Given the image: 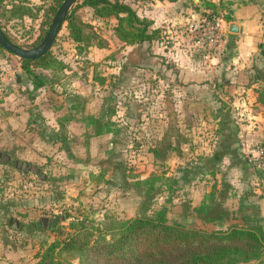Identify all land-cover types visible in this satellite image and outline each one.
Listing matches in <instances>:
<instances>
[{"label":"rangeland","instance_id":"rangeland-1","mask_svg":"<svg viewBox=\"0 0 264 264\" xmlns=\"http://www.w3.org/2000/svg\"><path fill=\"white\" fill-rule=\"evenodd\" d=\"M15 1L1 0L0 6L9 9ZM27 1L38 7L48 4L47 0ZM79 12L85 21L94 24L96 32L108 40L109 46L101 51L91 48L78 56L64 23L50 49L52 56L67 66L68 77L63 78L61 72H57L60 79L56 84L51 81V70L55 69L37 67L35 74L45 84L31 90L34 75L24 73L20 58L0 48V264H36L39 258L36 256L51 242L67 238L73 231L69 228L71 221L84 220L96 228L102 227L106 209L119 219L155 216L165 210L171 222L201 226L206 223L205 226L211 228L208 216L195 210L202 199L207 201L206 192L211 184L215 181L219 185L211 207L229 211L240 206L237 200L243 196L245 188L255 186L258 173H264V167L255 164L261 159L252 151L241 156L249 159L248 175L255 177L249 178L239 193H234L228 180L230 173L210 176L202 173L199 165L185 171L190 157L201 151L209 153L210 138L214 139L211 127L202 129L199 125L197 129L195 126V137L179 139L180 142L174 131L170 130L167 135L165 129L176 128L178 123L176 116L172 117L173 112L176 114L174 87L158 78L160 75L155 71L151 72L146 67L147 60L138 51L130 56L119 52L121 43L112 29L114 19L100 23L92 18L90 9L82 8ZM219 12L224 15L223 11ZM44 20L42 7L35 17H9L7 13L2 16L6 32L14 40L28 45L27 48L40 43L44 36L41 26L45 31L48 28ZM16 73L21 74V84L15 82ZM93 75L107 80L105 89L92 81ZM62 82L67 83L62 86ZM66 85L72 89L71 93L58 94ZM112 95L118 110L114 119H121V131L113 136L88 138L94 130L90 124L84 127L85 118L88 120L86 115H98L104 107L113 104L114 99H108ZM67 110L76 118L71 126L75 134L66 148H59V143L53 140L56 116ZM198 130L203 137L197 136ZM145 140L161 151L168 170L178 177L173 187L147 192L134 187L132 178H126L134 173L146 176L151 170L159 174L163 168L152 164L153 156L147 151ZM108 148L116 150L111 158H108ZM225 157L223 165L236 161L229 155ZM99 166L107 169L108 182L103 187H98L96 180L88 177V173L97 171ZM222 176L224 183L218 181ZM240 213L243 212L237 215ZM227 222L219 220L214 227L224 228ZM44 256L40 260H44ZM52 259L50 264H79L71 253L52 254Z\"/></svg>","mask_w":264,"mask_h":264},{"label":"trees","instance_id":"trees-1","mask_svg":"<svg viewBox=\"0 0 264 264\" xmlns=\"http://www.w3.org/2000/svg\"><path fill=\"white\" fill-rule=\"evenodd\" d=\"M47 1V5L39 7L30 5L27 0L12 2L9 9L0 6V28L12 43L24 48L28 46L14 40L6 32L2 16L7 13L9 17H35L42 7L46 18L44 21L48 22L49 27L63 0ZM137 1L149 0H76L64 22L68 38L75 45L76 54L81 57L91 48L102 49L109 45L108 40L96 32L94 24L83 19L79 12L82 8L90 9L92 18L95 20L103 22L110 19L115 20L112 29L121 43L120 48L124 45L140 44L158 38V30L149 31L150 21L146 18H140L131 6V3ZM204 6L216 14H220L219 10H225L223 2L217 6L209 0H204ZM224 18L230 19L229 16H224ZM47 30L48 28L45 31L43 25L41 26V32L44 33V36ZM0 48L4 49L2 46ZM19 61L23 72L35 77L32 81L31 90H37L45 84V81L35 74L34 69L37 67L46 70L55 69L50 71L51 81L54 84L60 79L57 72H61L63 78L68 77L67 72H65L68 69L67 66L52 56L51 49L38 59H20ZM92 81L97 82L101 88L105 89L104 84L107 80L104 77L93 75ZM66 83L62 82L61 85L64 86ZM62 92L71 93L67 85L65 89H62ZM256 93L258 103L264 106V83L256 88ZM114 98L115 96L112 95L108 99L113 100ZM115 101L116 99H114L113 104L103 108L102 115L106 117L103 121L94 117L93 114L87 116L88 124L92 125L94 129V135L100 134L103 130L112 133L118 132L119 129L115 127L116 123L111 120L117 111ZM72 117L71 113H64L57 118L58 130L55 132L53 140L59 143V148H66L67 146L69 136L67 125ZM226 126L228 125L224 122L218 127V130H223ZM235 131V129L232 131L230 129L228 135L218 141L217 149L212 155L199 154L195 158L190 157L184 170L188 171L198 161L200 163L197 165L202 168V173L215 176L218 163L228 155L236 159L237 164L247 163V158H243L239 154V143L236 144L238 140L233 136ZM210 139L213 141L212 138ZM145 142L147 143V151L153 156L152 164L161 165L163 168L159 174L151 170L146 176L134 173L133 175H126V178H132L134 187L143 188L147 192L166 186L173 187L177 184L178 177L168 170V164L163 161L161 151L156 146L152 147L148 140ZM234 143L236 146L233 147ZM259 146L262 154H264V142L259 143ZM108 153L110 155L108 158H111L114 151L110 149ZM256 165L264 167V160L261 159ZM106 171L104 166H99L97 171L89 172V178L96 180L98 187H103L108 182L105 177ZM204 184L207 186V181ZM217 185L215 181L211 184L210 189L206 192L207 201L202 199L195 209L198 213L208 216V221L213 225L211 228L206 227V223L201 226L194 223L171 222L167 218L165 210L155 216L138 215L119 219L113 214L111 215L109 209H106L102 227L96 228L91 223H85L84 220L71 221L69 228L73 231L68 234L67 238L51 242L40 256H36L39 257L36 264H50L54 259H52V254L56 256L60 252L73 254L77 257L79 264H246L251 261L264 264V230L262 224L258 221L259 219L252 221L242 214L237 215L241 210L240 206L229 211L227 208L221 210L211 207V203L219 192ZM219 220L228 221L224 228L214 227ZM49 251L52 254L49 255ZM43 256L44 260H40Z\"/></svg>","mask_w":264,"mask_h":264},{"label":"crops","instance_id":"crops-1","mask_svg":"<svg viewBox=\"0 0 264 264\" xmlns=\"http://www.w3.org/2000/svg\"><path fill=\"white\" fill-rule=\"evenodd\" d=\"M209 1L217 6L223 2L225 10H221V12L223 11L224 16L230 18L226 20L222 16L221 27L225 37V49L220 55L204 59L200 54L193 53L182 34L184 23L203 14L207 9L202 4V0H149L131 3L140 18L150 21L148 30H158V38L140 44L124 45L119 52L128 53L130 56L133 51H138L139 55L144 56L147 60L146 67L151 72L158 73L160 75L158 78L175 88L172 91L176 92V100L174 99L176 114L173 112L172 117L176 116L178 123L176 128H173L174 126L165 127L167 135L171 130L176 133L175 137L178 140L186 137L191 139V136L195 137V126L200 125L202 129H207L210 126L214 139L212 138L213 141L210 139L209 153L202 151L199 153L206 156L212 155L216 151L218 141L225 138L230 129L231 131L235 129L233 136L238 140L235 143L237 145L239 143L240 156L252 151L253 155H258L257 158H259L261 151L259 143L264 142V106L257 101L256 88L264 83V0ZM98 22L103 23L99 20ZM107 48L96 49L101 51ZM60 93L61 91L58 94ZM64 113L71 112L67 110ZM90 114L100 121L106 119L102 115V111L98 115ZM115 115L111 120L116 123L115 127L119 129L117 133L103 130L100 134L94 135L93 131L88 138L117 135L121 131V122H119L121 119L115 120ZM59 116H56V123ZM72 116L67 125L68 141L75 134H73L74 130L72 132L71 126L76 118L73 114ZM88 121L85 118L84 127L89 125ZM224 122L228 126L223 130H218V127ZM57 130L58 124L55 132ZM197 133L199 138L203 137L201 130H198ZM163 136L166 135L163 133ZM148 142L150 144V141ZM88 143V141L85 142L86 145ZM235 143L232 145L233 147L236 146ZM109 150L108 148L107 152ZM195 152L197 153V149ZM223 159L218 163L219 167H216L215 175L218 172L236 175L234 177L231 175L228 180L231 181L234 193L241 192L249 178L255 177L249 176L250 163L228 162L223 165ZM199 163L196 161L195 165ZM255 164L257 163L255 162ZM258 175L255 186L245 188L243 196L237 202L241 207L240 212H243L240 214L249 220L256 216L255 219H259L264 230V173L261 171ZM222 179H224L223 176L218 181H222ZM231 196L233 197V194Z\"/></svg>","mask_w":264,"mask_h":264},{"label":"built area","instance_id":"built-area-1","mask_svg":"<svg viewBox=\"0 0 264 264\" xmlns=\"http://www.w3.org/2000/svg\"><path fill=\"white\" fill-rule=\"evenodd\" d=\"M222 16L206 11L184 23L182 34L193 53L204 59L220 55L225 49V37L221 27ZM260 159L264 154L260 151Z\"/></svg>","mask_w":264,"mask_h":264},{"label":"water","instance_id":"water-1","mask_svg":"<svg viewBox=\"0 0 264 264\" xmlns=\"http://www.w3.org/2000/svg\"><path fill=\"white\" fill-rule=\"evenodd\" d=\"M76 0H63L56 10V13L48 27V30L40 41V43L34 48H24L12 43L4 34L3 30L0 28V46H2L6 51L17 56L20 59H38L43 56L52 46L61 26L66 20V16L69 13L72 5ZM231 30H233L231 28ZM15 82L17 84L22 83V78L20 73L15 74ZM10 87H8L9 89Z\"/></svg>","mask_w":264,"mask_h":264}]
</instances>
